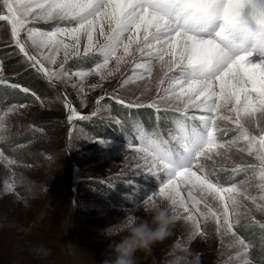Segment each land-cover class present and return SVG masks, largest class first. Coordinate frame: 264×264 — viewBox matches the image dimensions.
Masks as SVG:
<instances>
[{
	"label": "snow or ice",
	"instance_id": "obj_1",
	"mask_svg": "<svg viewBox=\"0 0 264 264\" xmlns=\"http://www.w3.org/2000/svg\"><path fill=\"white\" fill-rule=\"evenodd\" d=\"M0 21L10 25L22 62L50 82L92 72L105 80L130 66L121 86L140 81L139 93L105 94L157 114L151 128L136 123L137 144L127 142L134 167L159 182L142 203L171 197L175 220L191 222L189 240L206 238L211 222L220 254L232 250L222 264H254L256 243L240 229L258 226L264 247V0H0ZM89 55L93 67H66ZM0 83H8L2 64ZM24 107L3 110L0 141L10 142L9 113ZM0 157L16 163L3 150ZM228 171L232 182L224 183L220 173Z\"/></svg>",
	"mask_w": 264,
	"mask_h": 264
},
{
	"label": "rangeland",
	"instance_id": "obj_2",
	"mask_svg": "<svg viewBox=\"0 0 264 264\" xmlns=\"http://www.w3.org/2000/svg\"><path fill=\"white\" fill-rule=\"evenodd\" d=\"M37 26L49 28L43 22ZM61 59L62 54L52 67H58ZM0 64L3 79L8 81L0 85H12L16 79L22 82L21 88L30 90L21 94L22 99L14 94L8 97L6 92L0 97V115L12 104L25 105L9 113L13 125L10 142L0 141V150L16 161L10 164L0 157V264H98L110 240L103 229L111 225L119 231L124 217L143 215L142 201L159 188L154 176L134 167V150L127 148L129 141L137 144L136 123L148 121L151 111L155 120V110L128 108L105 94L116 90L127 100L128 95L139 93L142 82L121 86L132 72L127 65L105 80L92 72L83 81L73 76L71 80L50 82L22 62V53L5 21H0ZM69 66L75 72L93 67L94 62L91 55L81 56L67 61ZM94 84L99 86L91 87ZM94 111L96 115H92ZM161 120L163 125V117ZM232 135L229 131L223 138ZM230 177V171L220 173L224 183L232 182ZM243 178L242 172L234 176L235 180ZM154 200L167 205L158 196ZM190 224L175 220L167 239L151 253L138 254V264H173L186 254L185 247L187 252L198 254L199 264H222L232 250L220 254L214 225L208 223L206 238L189 240ZM240 231L256 243L250 258L260 264L264 247L259 244L258 226Z\"/></svg>",
	"mask_w": 264,
	"mask_h": 264
},
{
	"label": "clouds",
	"instance_id": "obj_3",
	"mask_svg": "<svg viewBox=\"0 0 264 264\" xmlns=\"http://www.w3.org/2000/svg\"><path fill=\"white\" fill-rule=\"evenodd\" d=\"M167 205L160 202H149L144 205L143 215H128L121 221L116 230L107 225L103 234L110 238L107 251L98 264H138L139 253H151L161 241L167 239L175 221L172 212L171 197L161 198ZM113 237H117L113 239ZM173 264H199L198 254L185 251ZM191 256L192 259L188 257Z\"/></svg>",
	"mask_w": 264,
	"mask_h": 264
},
{
	"label": "trees",
	"instance_id": "obj_4",
	"mask_svg": "<svg viewBox=\"0 0 264 264\" xmlns=\"http://www.w3.org/2000/svg\"><path fill=\"white\" fill-rule=\"evenodd\" d=\"M15 81H17V83H15V82H11L12 84H19V85H21L22 84V82H19L20 80H16V79H14ZM8 89V86L6 87V86H3V85H0V97H3V94L6 92V96H8V97H10V96H12L13 94L14 95H16V96H19L21 99H22V95H20L19 93L20 92H18L16 89H14V88H11L10 90H7ZM7 90V91H6ZM10 91V92H9ZM9 93V94H8ZM10 95V96H9ZM21 101V100H20ZM23 101V100H22ZM147 120L148 121H144V122H142V123H144V124H142V125H145L146 127H148V128H151V127H153L154 125H155V123L152 121V117H151V115H150V118H147ZM132 121H134V120H132ZM146 123H150V124H146ZM135 126V125H134ZM42 128V127H41ZM135 128H136V126H135ZM135 132H136V129L134 130ZM34 132V131H33ZM27 134H29V132L27 133ZM25 137H27V136H25ZM25 137L23 138V140L25 139Z\"/></svg>",
	"mask_w": 264,
	"mask_h": 264
}]
</instances>
